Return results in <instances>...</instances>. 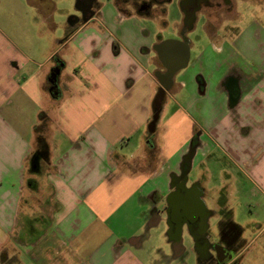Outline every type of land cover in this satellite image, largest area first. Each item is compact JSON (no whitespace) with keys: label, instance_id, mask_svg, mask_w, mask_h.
I'll use <instances>...</instances> for the list:
<instances>
[{"label":"crops","instance_id":"1","mask_svg":"<svg viewBox=\"0 0 264 264\" xmlns=\"http://www.w3.org/2000/svg\"><path fill=\"white\" fill-rule=\"evenodd\" d=\"M179 2H170L173 27L144 24L170 17L162 5L147 15L96 0V15L59 29L46 0L44 10L31 6L38 27L0 41V264L199 258L191 246L169 252L166 217L153 211L182 178L186 189L210 193L217 150L264 201V38L248 49L245 31L204 27L200 46ZM39 150L41 171L32 173ZM234 175L225 174L219 193L231 196ZM242 238L228 264H240L253 242Z\"/></svg>","mask_w":264,"mask_h":264},{"label":"rangeland","instance_id":"2","mask_svg":"<svg viewBox=\"0 0 264 264\" xmlns=\"http://www.w3.org/2000/svg\"><path fill=\"white\" fill-rule=\"evenodd\" d=\"M49 1V0H48ZM52 7H54L56 22H60L59 29L62 27H68L72 17L80 16V12L77 9L78 0H50ZM105 2L106 0H102ZM152 1L155 10L159 8V4L155 0ZM31 6L40 4V7L44 10L48 8L46 0H33ZM28 5V0H0V41L5 36H18L17 32L22 28H36L38 27L39 15L37 10ZM38 9V7H36ZM164 10L170 11V17L166 20H161L158 16L153 19L149 17V21H145V25L149 29L153 30L158 26L173 27V21L178 17L177 3L173 4H162ZM134 10V9H133ZM158 13L155 12V14ZM236 16V17H234ZM221 17V16H220ZM157 19L161 20L157 22ZM219 18V28L222 32H230L233 37L237 33L243 32L242 43L248 49H252L256 44H253L255 36L264 38V0H236L235 7L232 14L227 19ZM203 20L199 18L197 30L190 33L189 37L191 41L199 43L200 46H204L208 43L206 35L203 30ZM218 25V24H216ZM259 34V35H258ZM64 38V37H62ZM4 54H7L4 51ZM3 54V55H4ZM244 56L246 54L244 53ZM2 51H0V58H2ZM255 63V61H251ZM213 177L209 180L208 188L209 191H205L202 187L197 189L199 196L205 203L206 211L205 214L208 218L209 233L212 239H216L219 235L220 226L227 219L229 222L233 212V222L240 228V233L243 234L242 240H247L248 243L253 241L251 245L243 253V259L240 264H264V201L259 195H253L251 193V179L243 174L237 175L232 168V162L227 157L226 153L221 150H217L214 155ZM211 172V173H212ZM225 172V173H224ZM235 174L238 178H234V186L231 190V196L222 189L219 193L217 189L220 186L222 188L223 183L227 179L225 174ZM231 189V187H230ZM230 195V193H229ZM230 198V199H229ZM227 216V217H226ZM164 228V227H163ZM171 237L170 246L168 247L169 252L180 254L181 252H187L189 247H193L194 252V237L191 233L187 234L186 229L182 236H174L169 233ZM242 244V241H239ZM165 245V244H164ZM164 247V246H162ZM162 248V252H166ZM196 251V250H195ZM198 253V252H196ZM187 264H201L197 254Z\"/></svg>","mask_w":264,"mask_h":264},{"label":"flooded vegetation","instance_id":"3","mask_svg":"<svg viewBox=\"0 0 264 264\" xmlns=\"http://www.w3.org/2000/svg\"><path fill=\"white\" fill-rule=\"evenodd\" d=\"M126 8L131 7L138 13L149 15L153 7L149 0H117ZM161 6L162 0H155ZM236 0H180V11L185 16L187 29L198 28L199 18L203 20V28H219L221 19H227L232 14ZM77 9L80 16L72 17L70 22L74 25L82 23L83 18L96 15L98 12L96 0H78ZM221 16V17H220ZM235 17V16H234ZM220 18V21H219ZM218 24V25H216ZM160 98H158L159 101ZM185 178H182L177 191L171 193L164 205L159 210L155 209V215L163 213L169 227L168 233L174 236H182L186 233L194 237V248L199 255L201 264H228L235 258L234 248L239 243L240 233L227 219L220 226L219 235L212 239L209 233L208 218L205 214L206 207L199 200L198 192L186 189ZM170 240L171 237H170Z\"/></svg>","mask_w":264,"mask_h":264},{"label":"trees","instance_id":"4","mask_svg":"<svg viewBox=\"0 0 264 264\" xmlns=\"http://www.w3.org/2000/svg\"><path fill=\"white\" fill-rule=\"evenodd\" d=\"M171 2V0H162L161 1V4H164V5H166V4H169ZM71 36V34L70 33H68L67 34V36H66V38H65V40H67L69 37ZM60 69V68H59ZM53 77H56V71H54L53 72V74H52V77L51 78H53ZM56 79V78H55ZM55 79L53 78V81L55 82V84L54 85H56V81H55ZM58 96V94H56V92H55V96ZM39 146H41V148H42V150L43 151H45L43 148H45L44 146H45V143H44V139L43 138H41V137H39ZM40 150L39 151H36L35 153H33L32 154V156L30 157V160H29V163H30V171L32 172V173H39L40 171H41V154H40ZM41 153H43V152H41ZM227 217V216H226Z\"/></svg>","mask_w":264,"mask_h":264},{"label":"water","instance_id":"5","mask_svg":"<svg viewBox=\"0 0 264 264\" xmlns=\"http://www.w3.org/2000/svg\"><path fill=\"white\" fill-rule=\"evenodd\" d=\"M94 15V14H93ZM93 15H91V17H93ZM87 19H85V21H86ZM57 73H59V71H57ZM158 117H159V115L158 114H156L154 117H153V121H152V123H151V131L153 132L154 130H155V125H156V122H157V120H158Z\"/></svg>","mask_w":264,"mask_h":264}]
</instances>
